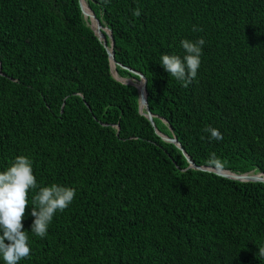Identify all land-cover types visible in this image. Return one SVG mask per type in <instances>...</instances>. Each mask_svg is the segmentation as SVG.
I'll list each match as a JSON object with an SVG mask.
<instances>
[{
  "label": "trees",
  "instance_id": "16d2710c",
  "mask_svg": "<svg viewBox=\"0 0 264 264\" xmlns=\"http://www.w3.org/2000/svg\"><path fill=\"white\" fill-rule=\"evenodd\" d=\"M85 2L110 32L116 75L143 76L153 124L135 87L112 77L81 2L0 0V171L26 155L40 187L76 190L44 238L31 232L29 190L31 251L18 264H264V183L186 168L182 154L264 174V0ZM201 37L183 87L160 57Z\"/></svg>",
  "mask_w": 264,
  "mask_h": 264
},
{
  "label": "clouds",
  "instance_id": "9594fccd",
  "mask_svg": "<svg viewBox=\"0 0 264 264\" xmlns=\"http://www.w3.org/2000/svg\"><path fill=\"white\" fill-rule=\"evenodd\" d=\"M104 2L108 3L109 0ZM132 14L139 17L141 11L137 8ZM193 31H202V29L194 25ZM204 44L203 37L196 41L182 39L180 46L185 52L183 57L177 54H162L160 64L169 76L180 82L183 87H187L197 76ZM109 68H111L110 64ZM112 77L114 78L113 75ZM203 131L210 133L209 140L223 139L221 132L210 125ZM32 164L33 161L28 156L18 155L6 170L0 171V256L5 264H18V261L30 255L28 231L23 230L22 224L25 209L29 205L30 189L39 188L32 200L31 216L34 220L31 224V232L40 238L47 235L54 214L68 208L75 197L76 190L69 186L53 183L50 186L40 187L33 175ZM206 165L215 169L222 167L215 153L209 155ZM258 248V255L264 258V245Z\"/></svg>",
  "mask_w": 264,
  "mask_h": 264
},
{
  "label": "water",
  "instance_id": "95a60500",
  "mask_svg": "<svg viewBox=\"0 0 264 264\" xmlns=\"http://www.w3.org/2000/svg\"><path fill=\"white\" fill-rule=\"evenodd\" d=\"M78 1H79V5H80V0H78ZM86 8L88 9V12L83 11L82 8H81V5H80V9H81V13H82L83 17H89V22H91V24L89 25V28L93 31V33L96 35L97 39L101 42L102 46L105 48L109 64H112V67H113V65H115L116 62L113 59V52H112V42L113 41L111 39L110 32L107 30V32L105 34H103V38H101V36H99V34H98L99 31H100V23L95 18V16L92 14V12L89 9V7L87 6V4H86ZM105 38H108V40H109L108 45L105 43ZM120 67H122V66H120ZM122 68H125L128 71L136 74L137 75V79L141 80V86L140 87H138L136 84H133V83H130V82L128 84H131L137 90V94H138V98H137L138 112L143 114L146 117V119L151 124H153V122H152V114L149 112V110L147 108L146 95H145V82H144L143 76L140 73L135 72V71H133V70L127 68V67H122ZM141 105L143 107V111H141ZM160 137L163 140L167 141V142L174 143L180 149V146L176 142V139L174 137H167L165 135H160ZM182 154L184 155L186 161L188 162V165L186 166V168H193V169H198V170L212 171V172H214V173H216L218 175H222L224 177L235 179V180H239V181H261V182L264 183V178H257L255 176L257 173L247 172V173L236 174V173H232V172H229V171H226V170H216L214 168H209L208 166H197V165H194L192 163V161H190L188 159V157L184 154V152H182ZM260 174H262V173H260Z\"/></svg>",
  "mask_w": 264,
  "mask_h": 264
},
{
  "label": "rangeland",
  "instance_id": "374dc122",
  "mask_svg": "<svg viewBox=\"0 0 264 264\" xmlns=\"http://www.w3.org/2000/svg\"><path fill=\"white\" fill-rule=\"evenodd\" d=\"M84 2H85V0H83ZM80 2H81V6H82V10L83 11H86L87 12V10H86V8H85V5H84V3L80 0ZM84 19H86V21H87V23L90 25L91 24V22H89V17H84ZM92 21V20H91ZM107 32V30H106V28L105 27H100V31H99V36H101V38H103V34L104 33H106ZM109 49V48H108ZM110 72H111V74L117 79V80H119V81H121V82H126V83H134V84H136L137 85V83L138 82H140L141 83V80L140 79H134V78H131V77H119V76H117L116 75V73H115V71H114V69H113V67H112V64H110ZM141 108H142V106H141ZM141 111H143V109H141Z\"/></svg>",
  "mask_w": 264,
  "mask_h": 264
},
{
  "label": "bare ground",
  "instance_id": "6f19581e",
  "mask_svg": "<svg viewBox=\"0 0 264 264\" xmlns=\"http://www.w3.org/2000/svg\"><path fill=\"white\" fill-rule=\"evenodd\" d=\"M83 3H84V5H85V8H86V2H84L83 0H81ZM86 10H87V8H86ZM87 12H88V10H87ZM137 86L138 87H140L141 86V83H137ZM143 94V93H142ZM141 94V95H142ZM142 106V105H141ZM257 175H260V176H262L263 178H264V175L263 174H260V173H257L255 176H257ZM262 177H257V178H262Z\"/></svg>",
  "mask_w": 264,
  "mask_h": 264
}]
</instances>
